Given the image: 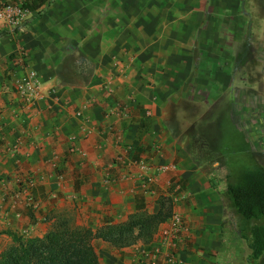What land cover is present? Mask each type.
Listing matches in <instances>:
<instances>
[{"label":"crops","instance_id":"0c3cea01","mask_svg":"<svg viewBox=\"0 0 264 264\" xmlns=\"http://www.w3.org/2000/svg\"><path fill=\"white\" fill-rule=\"evenodd\" d=\"M251 31L244 0H51L1 31L0 236L41 238L58 220L94 231L165 199L187 224L174 264H248L200 121L227 109L239 140L253 134L264 149V62L239 69ZM24 71L34 73L32 98L12 87ZM125 147L175 169L151 171L145 193L112 166ZM168 225L147 244L95 240L100 264H152Z\"/></svg>","mask_w":264,"mask_h":264},{"label":"trees","instance_id":"16d2710c","mask_svg":"<svg viewBox=\"0 0 264 264\" xmlns=\"http://www.w3.org/2000/svg\"><path fill=\"white\" fill-rule=\"evenodd\" d=\"M50 2L23 0L21 7L34 12ZM224 197L250 250L247 262L254 263L264 256V168L245 173L238 183L227 184ZM158 205L155 213L136 212L125 222L105 224L94 231L73 228L65 220L55 222L41 238L23 239L4 231L12 244L0 252V264H100L94 247L97 239L115 249L153 240L158 226L172 214L169 200H160Z\"/></svg>","mask_w":264,"mask_h":264},{"label":"rangeland","instance_id":"374dc122","mask_svg":"<svg viewBox=\"0 0 264 264\" xmlns=\"http://www.w3.org/2000/svg\"><path fill=\"white\" fill-rule=\"evenodd\" d=\"M3 3L18 4L15 0L4 1ZM244 7L251 20L252 36L251 40L248 41L250 46L247 48V52L240 57L244 66L239 69L243 71V74L246 72L248 74L247 69H252L253 73H257L259 69L257 67L264 62V0H244ZM236 104L234 105L236 106ZM195 106L196 104L194 108ZM207 107L205 104L203 108L206 109ZM206 112H208L206 114L208 118L202 119L200 125L206 126L204 127L205 135L203 138L205 140L204 144L210 150L208 163L218 162L216 166L210 167L211 169L208 171L217 180L216 185L225 188L227 184L240 182L245 173L264 168V149L261 147L259 138L255 140L254 137L256 138V136L252 134V145L250 142H241L235 130L232 129L227 109L217 108L216 106L212 109L209 108ZM236 121V123H240L238 120ZM260 121L261 119H254L253 126L261 131L263 127ZM239 127H241L240 124ZM253 131H255L254 128ZM252 147L254 150H251ZM11 244L10 238L5 239L0 236V252ZM94 247L96 249L95 244ZM251 264H264V259Z\"/></svg>","mask_w":264,"mask_h":264},{"label":"built area","instance_id":"2783aa9c","mask_svg":"<svg viewBox=\"0 0 264 264\" xmlns=\"http://www.w3.org/2000/svg\"><path fill=\"white\" fill-rule=\"evenodd\" d=\"M30 12L22 9L21 4H8L0 1V32L4 30H15L21 26L22 22ZM25 66L22 67L24 70ZM12 87L22 99L32 98L38 92L34 73L24 71L20 77L13 80ZM113 167H121L124 170L122 177L131 179L137 183L145 192L152 194L151 185L156 182V176L151 171L161 173L166 170H174L171 165H154L142 159H133L130 147H125L124 152L115 156L112 162ZM169 225L161 232L160 240L157 242L154 251L157 254L155 262L159 259V264H174L176 254L186 248L184 240L187 233V224L178 214H172L168 219ZM168 251L167 253L165 251Z\"/></svg>","mask_w":264,"mask_h":264}]
</instances>
